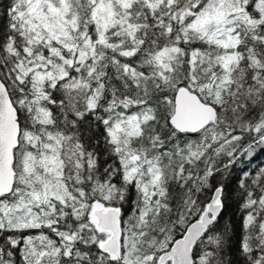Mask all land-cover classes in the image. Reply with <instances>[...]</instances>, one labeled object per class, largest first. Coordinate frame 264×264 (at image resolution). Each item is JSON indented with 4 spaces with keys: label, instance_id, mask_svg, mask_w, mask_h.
Returning <instances> with one entry per match:
<instances>
[{
    "label": "snow or ice",
    "instance_id": "snow-or-ice-1",
    "mask_svg": "<svg viewBox=\"0 0 264 264\" xmlns=\"http://www.w3.org/2000/svg\"><path fill=\"white\" fill-rule=\"evenodd\" d=\"M0 264H264V0H0Z\"/></svg>",
    "mask_w": 264,
    "mask_h": 264
},
{
    "label": "trees",
    "instance_id": "trees-1",
    "mask_svg": "<svg viewBox=\"0 0 264 264\" xmlns=\"http://www.w3.org/2000/svg\"><path fill=\"white\" fill-rule=\"evenodd\" d=\"M256 162H259V161H256Z\"/></svg>",
    "mask_w": 264,
    "mask_h": 264
}]
</instances>
